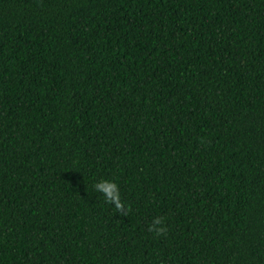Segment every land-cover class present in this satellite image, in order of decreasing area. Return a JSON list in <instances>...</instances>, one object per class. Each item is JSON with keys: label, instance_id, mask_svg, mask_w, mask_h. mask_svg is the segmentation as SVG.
Here are the masks:
<instances>
[{"label": "trees", "instance_id": "obj_1", "mask_svg": "<svg viewBox=\"0 0 264 264\" xmlns=\"http://www.w3.org/2000/svg\"><path fill=\"white\" fill-rule=\"evenodd\" d=\"M0 264H264V0H0Z\"/></svg>", "mask_w": 264, "mask_h": 264}, {"label": "clouds", "instance_id": "obj_2", "mask_svg": "<svg viewBox=\"0 0 264 264\" xmlns=\"http://www.w3.org/2000/svg\"><path fill=\"white\" fill-rule=\"evenodd\" d=\"M94 188L98 192L103 194V198L106 202L114 205L117 210L124 208L126 202L122 201L121 193L117 183L108 178H100L94 183ZM167 225L163 216H153L151 222L148 224V231L155 235L165 233Z\"/></svg>", "mask_w": 264, "mask_h": 264}]
</instances>
